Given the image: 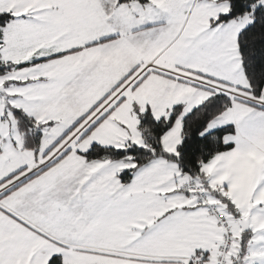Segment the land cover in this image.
<instances>
[{"label":"snow or ice","instance_id":"obj_1","mask_svg":"<svg viewBox=\"0 0 264 264\" xmlns=\"http://www.w3.org/2000/svg\"><path fill=\"white\" fill-rule=\"evenodd\" d=\"M0 264H264V0H0Z\"/></svg>","mask_w":264,"mask_h":264}]
</instances>
